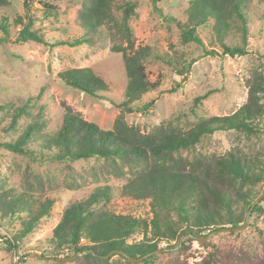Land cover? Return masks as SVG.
Masks as SVG:
<instances>
[{
  "label": "trees",
  "instance_id": "obj_1",
  "mask_svg": "<svg viewBox=\"0 0 264 264\" xmlns=\"http://www.w3.org/2000/svg\"><path fill=\"white\" fill-rule=\"evenodd\" d=\"M259 1L264 0H191L187 20L179 22L183 42L195 41L203 45L198 29L211 25L225 53L233 57L249 54L247 13L251 5ZM78 2L81 5L78 25L82 32L58 41L57 45L98 47L111 41V49L122 53L127 85L113 127L103 129L84 118L81 112L68 108L61 124L52 131L45 117V105H38L40 96L28 98L20 105L0 103V135L19 132L17 137L0 141V148L42 161L103 159L102 170L107 173L121 178L132 173L118 188L119 193L134 199H149L152 216L114 211L110 205L116 195L114 188L97 186L88 196L69 202L61 212L52 236L27 255L36 252L40 264L140 262L129 257L143 258L141 262L153 264L157 252L163 251L167 255V264H264V229L260 227L256 228L258 248L244 240L239 245L229 241L224 246L209 241L202 246L211 248L206 253L201 252L200 258L195 254L189 257L186 253L192 242L206 236L203 235L206 232L225 228L232 233L244 232L237 228L245 224L253 203L251 216L259 219L264 212V158L261 157L264 147L253 153L235 146L223 154L201 152L197 148L204 138L217 131L235 130L248 140L264 133L261 125L264 119V52L260 53L261 67L253 68L245 79L246 101L232 113L199 117L188 129L170 119L143 131L139 126L129 124L126 115L139 109L136 103L147 93L158 90L160 82L151 80L147 72L146 62L153 55V48L135 45L130 19L137 14V2L125 1L120 18L114 11L115 0ZM46 5L50 15L58 14L55 6ZM9 6L10 0H0V10ZM25 6L30 10L29 0H25ZM8 19L3 16L0 20V42L10 39ZM34 21L32 17L26 20L16 17V23L22 25L14 40L16 43L48 44L45 35L32 28ZM235 25H238L244 45L231 46L224 41ZM207 53L216 52L207 50ZM168 61L181 74L187 68L181 66L178 59ZM191 65L189 62L188 66ZM59 75L66 85L90 95L109 90L105 79L91 68H68ZM168 91L175 92L177 87ZM205 97L198 96L194 107ZM153 101L144 107L149 108ZM6 116L11 121L4 125ZM55 205L54 198L42 199L30 190L18 192L6 188L0 176V226L8 224L14 229L11 236L0 231V249L17 250L27 236L54 216ZM137 234H143V238L134 239ZM66 250L68 254L64 253ZM75 255L77 257L71 260Z\"/></svg>",
  "mask_w": 264,
  "mask_h": 264
},
{
  "label": "rangeland",
  "instance_id": "obj_2",
  "mask_svg": "<svg viewBox=\"0 0 264 264\" xmlns=\"http://www.w3.org/2000/svg\"><path fill=\"white\" fill-rule=\"evenodd\" d=\"M125 1L137 2V14L130 19L135 45H150L153 48L154 53L146 62L147 72L151 80L160 82L158 90L147 93L142 101L136 103L139 109L127 113L129 124L149 131L162 121L175 119L188 129L199 117L230 114L246 101L248 88L245 79L253 68L261 67L263 62L260 53L264 52V1L253 3L248 9L247 47L250 53L235 57L224 52L223 44L211 25L198 29L203 45L195 41L183 42L179 22L187 20L191 0H115L114 11L119 18ZM29 4L30 10L26 9L25 0H10V6L0 10V20L7 16L11 31L10 39L0 42V103L20 105L28 98L40 96L38 105H45V117L52 131L61 124L68 108L81 112L84 118L96 122L103 129H111L125 99L127 75L122 53L111 49V41L98 47L87 44L75 47L57 45L58 41L82 32L78 25L81 6L78 0H29ZM46 4L55 6L58 14L50 15ZM17 16L24 20L34 18L32 28L43 33L48 44L36 41L16 43L14 40L22 27L16 23ZM224 41L231 46L244 45L238 25L227 33ZM207 50H215L216 53L208 54ZM170 58L178 59L181 66L187 67L183 74L169 63ZM189 62H192L190 67ZM68 68H91L105 79L109 90L90 95L66 85L59 74ZM176 87L177 91H168ZM203 95L206 97L194 107L196 98ZM150 101L153 105L144 107ZM10 121V117L6 116L2 124L7 125ZM261 125L264 129V119ZM18 133L1 134L0 141L17 137ZM235 146L255 153L264 147V133L248 140L235 130L217 131L204 138L197 148L201 152L223 154ZM261 157L264 158V154ZM102 165L104 160L97 158L73 162L34 160L0 148V176L6 188H14L18 192L30 190L42 199L50 197L56 201L54 216L27 236L17 250L0 249V264H18L19 261V264H40L38 256L27 254L52 236L60 214L69 202L88 196L97 186L110 185L114 188L116 195L110 203L114 211L151 217L149 199H134L119 193L118 188L128 181L132 173H128L126 178L117 177L103 171ZM251 224L254 225L250 227ZM258 227L264 229V212L259 219L251 216L248 227L238 230H245L241 234L226 228L204 233L208 236L206 242H201L199 237L186 253L189 257L195 254L200 258L201 252L206 253L211 248L202 246L209 241L224 246L229 241L239 245L244 240L258 248ZM0 231L11 236L14 229L4 224L0 226ZM133 238L140 240L143 234ZM161 246L164 247V244ZM157 254L153 264H167L166 253L159 251ZM138 264L145 263L140 261Z\"/></svg>",
  "mask_w": 264,
  "mask_h": 264
},
{
  "label": "water",
  "instance_id": "obj_3",
  "mask_svg": "<svg viewBox=\"0 0 264 264\" xmlns=\"http://www.w3.org/2000/svg\"><path fill=\"white\" fill-rule=\"evenodd\" d=\"M259 200H260V199L258 198L257 201H259ZM254 206H255V203L252 204L251 208H250L249 211L247 212L245 224L242 225L241 227L237 228V229H245L246 227H248V225H249V220H250V217H251L252 210H253V207H254ZM207 238H208V236L201 237V238H200V241H201V242H206ZM115 252H116V251L112 252V254H114ZM31 255L38 256L37 254H31ZM76 257H77V255L71 257L70 259L72 260V259H74V258H76ZM129 258H130L131 260H133V261H136V262L141 261V260L143 259V258H133V257H129ZM48 260H51V259H48ZM18 264H19V263H18Z\"/></svg>",
  "mask_w": 264,
  "mask_h": 264
}]
</instances>
